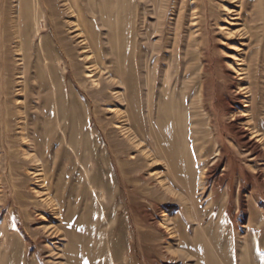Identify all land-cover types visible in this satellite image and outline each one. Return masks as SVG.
<instances>
[{"label": "rangeland", "instance_id": "rangeland-1", "mask_svg": "<svg viewBox=\"0 0 264 264\" xmlns=\"http://www.w3.org/2000/svg\"><path fill=\"white\" fill-rule=\"evenodd\" d=\"M0 264H264V0H0Z\"/></svg>", "mask_w": 264, "mask_h": 264}, {"label": "bare ground", "instance_id": "bare-ground-1", "mask_svg": "<svg viewBox=\"0 0 264 264\" xmlns=\"http://www.w3.org/2000/svg\"><path fill=\"white\" fill-rule=\"evenodd\" d=\"M87 61H90L89 59H88V57H87V59H86ZM87 76L88 77H92V76H94L93 75V71L92 70H89V73L87 74ZM119 98V97H118ZM108 111L109 112H115V109H112V108H109L108 109ZM116 113V112H115ZM122 118V117H121ZM120 128H121V126H120ZM131 134V133H130ZM251 135V134H250ZM257 136V135H256ZM255 139V138H254ZM249 140L251 141V140H253V137L252 136H250L249 137ZM257 140H259V139H257L256 138V140H255V142H257ZM163 163V162H162ZM35 173H37V172H35ZM32 174V173H31ZM33 177L34 178H36V179H38V174H34L33 173ZM43 183V182H42ZM41 186V185H40ZM43 187V186H42ZM45 190L47 191L48 190V188H46L45 187ZM43 192V193H41L42 195H40V193H38V195H39V197L41 198L40 199V201H42V202H45V204H47L48 206H51L50 204L52 203V202H49V198H50V196H49V198H48V193H49V191L48 192ZM38 192V191H37ZM36 193V192H35ZM51 201V200H50ZM52 207V206H51ZM57 216V215H56ZM55 229V228H54ZM45 232L47 231L50 235H51V229L50 228H47L46 230H44Z\"/></svg>", "mask_w": 264, "mask_h": 264}]
</instances>
